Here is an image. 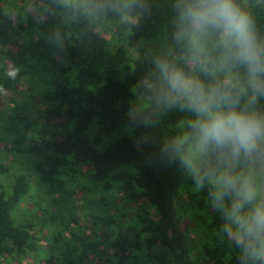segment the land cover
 Instances as JSON below:
<instances>
[{"label":"trees","instance_id":"obj_1","mask_svg":"<svg viewBox=\"0 0 264 264\" xmlns=\"http://www.w3.org/2000/svg\"><path fill=\"white\" fill-rule=\"evenodd\" d=\"M239 3L264 37V0ZM172 16V0H0V264H238L204 194L156 154L190 114L145 104L148 126L126 131L159 58L209 80Z\"/></svg>","mask_w":264,"mask_h":264},{"label":"clouds","instance_id":"obj_2","mask_svg":"<svg viewBox=\"0 0 264 264\" xmlns=\"http://www.w3.org/2000/svg\"><path fill=\"white\" fill-rule=\"evenodd\" d=\"M172 8L174 41L209 80L159 58L154 75L136 86L140 106L129 107L126 131L148 126L145 104L190 114L181 133L158 147V159L204 194L238 264H264V111L256 106L264 98V37L239 0H172Z\"/></svg>","mask_w":264,"mask_h":264},{"label":"rangeland","instance_id":"obj_3","mask_svg":"<svg viewBox=\"0 0 264 264\" xmlns=\"http://www.w3.org/2000/svg\"><path fill=\"white\" fill-rule=\"evenodd\" d=\"M14 20V19H13ZM1 23V22H0ZM13 24V23H12ZM1 25V24H0ZM101 33L102 34H104V36L106 35L104 32H102L101 31ZM106 37H109V35H106ZM0 51H1V46H0ZM3 62V60H2V57L0 56V62ZM6 69H10L9 68V66H7V68ZM8 71V70H7ZM6 71V72H7ZM17 87V89L18 90H20V92H22V86L21 85H18V86H16ZM11 99H12V92H11V90H6V89H2L1 91H0V110H2V111H6V108H8V107H11V105H12V103H11ZM18 101H19V99H17ZM99 148L100 149H102L103 147L102 146H99ZM188 180H190L189 178H188ZM34 186H38V182L37 181H32L31 182ZM191 188H192V185L190 186ZM36 193H38V192H36ZM185 201H186V198H185ZM28 207H29V205H28ZM83 214V212H82V210L80 209L79 211H78V215H77V219L79 220V223L83 226V227H85V221H84V218L82 217V214ZM20 213H18L17 212V219H19L20 218ZM73 229L71 228L70 229V231H72ZM37 230L36 229H34V231L33 232H36ZM46 233V231H44V234ZM44 234L42 233V234H40L41 236L40 237H44ZM34 255L35 254H29L28 255V257L26 258V260H24V262H23V264H37L36 262H34ZM12 263H17L18 261H17V258L15 257V256H11V257H9L8 258Z\"/></svg>","mask_w":264,"mask_h":264}]
</instances>
